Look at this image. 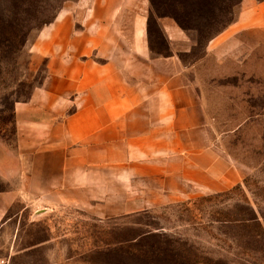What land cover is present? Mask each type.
I'll return each mask as SVG.
<instances>
[{
	"label": "crops",
	"instance_id": "0c3cea01",
	"mask_svg": "<svg viewBox=\"0 0 264 264\" xmlns=\"http://www.w3.org/2000/svg\"><path fill=\"white\" fill-rule=\"evenodd\" d=\"M154 13L151 0H65L38 29L30 51L44 59L43 76L35 94L15 103L19 146L30 158L17 162V184L0 190V220L19 197L103 201L114 209L107 213L121 214L242 178L215 139L205 87L220 84L228 64L264 63V0L237 1L193 62L181 56L196 44L193 29L169 14H156L166 52L153 51Z\"/></svg>",
	"mask_w": 264,
	"mask_h": 264
},
{
	"label": "rangeland",
	"instance_id": "374dc122",
	"mask_svg": "<svg viewBox=\"0 0 264 264\" xmlns=\"http://www.w3.org/2000/svg\"><path fill=\"white\" fill-rule=\"evenodd\" d=\"M64 1L0 0V190L17 184L21 161L30 158L19 146L15 110L43 76L44 59L33 55L30 44ZM237 1L153 0V51L166 52L156 14L173 15L193 29L196 44L181 54L193 62L232 17ZM225 70L220 84L205 92L216 116L215 139L244 171L237 183L121 214L107 213L114 209L103 201L43 205L19 197L0 220V256L8 264H264V232L256 221H239L253 208L264 231V63L254 57Z\"/></svg>",
	"mask_w": 264,
	"mask_h": 264
},
{
	"label": "trees",
	"instance_id": "16d2710c",
	"mask_svg": "<svg viewBox=\"0 0 264 264\" xmlns=\"http://www.w3.org/2000/svg\"><path fill=\"white\" fill-rule=\"evenodd\" d=\"M151 3L153 4V0H151ZM153 6H154V4H153ZM173 16V15H172ZM174 18H175V20L178 22V24L180 25V26H182V27H188V26H186V25H184L183 23H181L175 16H173ZM148 31H149V34H150V29H149V27H148ZM151 48H152V46H151ZM252 208V207H251ZM239 221H242V223L243 224H248L249 222H253V221H256V225L260 228V230L262 231V232H264L263 231V225L261 224V222L258 220V217H257V215H256V212L253 210V208H252V215L250 216V217H242L241 219H239Z\"/></svg>",
	"mask_w": 264,
	"mask_h": 264
},
{
	"label": "built area",
	"instance_id": "2783aa9c",
	"mask_svg": "<svg viewBox=\"0 0 264 264\" xmlns=\"http://www.w3.org/2000/svg\"><path fill=\"white\" fill-rule=\"evenodd\" d=\"M8 258L5 256H0V264H8Z\"/></svg>",
	"mask_w": 264,
	"mask_h": 264
}]
</instances>
